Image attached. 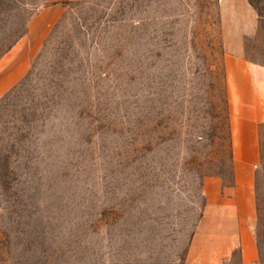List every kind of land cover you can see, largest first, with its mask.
I'll use <instances>...</instances> for the list:
<instances>
[{
    "label": "rangeland",
    "instance_id": "obj_1",
    "mask_svg": "<svg viewBox=\"0 0 264 264\" xmlns=\"http://www.w3.org/2000/svg\"><path fill=\"white\" fill-rule=\"evenodd\" d=\"M244 1L226 40L220 0H0V264L183 263L232 181L225 61L264 67ZM257 146L264 264V122Z\"/></svg>",
    "mask_w": 264,
    "mask_h": 264
},
{
    "label": "crops",
    "instance_id": "obj_2",
    "mask_svg": "<svg viewBox=\"0 0 264 264\" xmlns=\"http://www.w3.org/2000/svg\"><path fill=\"white\" fill-rule=\"evenodd\" d=\"M234 1L220 0L221 26L226 40L231 28L241 25V37L250 34L257 23L247 1L239 0L237 5ZM235 58L230 63L225 61L227 82L233 93L229 105L233 115L232 181L225 185L218 177H211L203 182L205 209L182 264H260L253 168L259 159L257 128L264 122V67L251 64L238 54ZM4 86L0 94L11 83Z\"/></svg>",
    "mask_w": 264,
    "mask_h": 264
},
{
    "label": "trees",
    "instance_id": "obj_3",
    "mask_svg": "<svg viewBox=\"0 0 264 264\" xmlns=\"http://www.w3.org/2000/svg\"><path fill=\"white\" fill-rule=\"evenodd\" d=\"M250 4L252 5L251 3V0H249ZM260 18L262 19L263 17L261 15H259ZM222 71H223V74H224V68L222 67ZM224 80H225V74H224ZM229 138H230V149H231V134H230V130H229ZM230 160H231V150H230Z\"/></svg>",
    "mask_w": 264,
    "mask_h": 264
}]
</instances>
